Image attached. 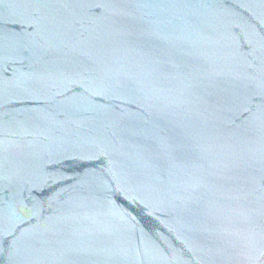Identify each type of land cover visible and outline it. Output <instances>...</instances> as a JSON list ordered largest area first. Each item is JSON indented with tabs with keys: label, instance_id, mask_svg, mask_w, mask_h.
<instances>
[{
	"label": "water",
	"instance_id": "obj_1",
	"mask_svg": "<svg viewBox=\"0 0 264 264\" xmlns=\"http://www.w3.org/2000/svg\"><path fill=\"white\" fill-rule=\"evenodd\" d=\"M0 264H264V0H0Z\"/></svg>",
	"mask_w": 264,
	"mask_h": 264
}]
</instances>
